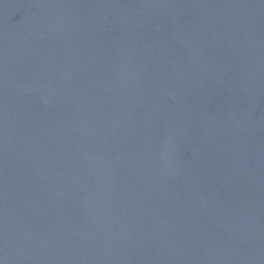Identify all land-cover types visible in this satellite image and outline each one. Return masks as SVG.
<instances>
[{"label": "water", "instance_id": "95a60500", "mask_svg": "<svg viewBox=\"0 0 264 264\" xmlns=\"http://www.w3.org/2000/svg\"><path fill=\"white\" fill-rule=\"evenodd\" d=\"M0 264H264V0H0Z\"/></svg>", "mask_w": 264, "mask_h": 264}]
</instances>
